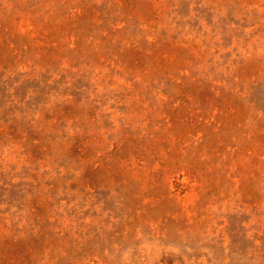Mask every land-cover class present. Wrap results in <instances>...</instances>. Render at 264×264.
I'll return each mask as SVG.
<instances>
[{"label": "rangeland", "instance_id": "1", "mask_svg": "<svg viewBox=\"0 0 264 264\" xmlns=\"http://www.w3.org/2000/svg\"><path fill=\"white\" fill-rule=\"evenodd\" d=\"M0 264H264V0H0Z\"/></svg>", "mask_w": 264, "mask_h": 264}]
</instances>
